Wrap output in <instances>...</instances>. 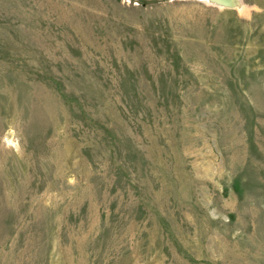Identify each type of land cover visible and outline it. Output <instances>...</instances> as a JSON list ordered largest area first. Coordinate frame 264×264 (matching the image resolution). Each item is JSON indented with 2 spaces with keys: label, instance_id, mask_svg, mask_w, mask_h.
Here are the masks:
<instances>
[{
  "label": "rangeland",
  "instance_id": "1",
  "mask_svg": "<svg viewBox=\"0 0 264 264\" xmlns=\"http://www.w3.org/2000/svg\"><path fill=\"white\" fill-rule=\"evenodd\" d=\"M241 1L0 0V264H264Z\"/></svg>",
  "mask_w": 264,
  "mask_h": 264
},
{
  "label": "bare ground",
  "instance_id": "2",
  "mask_svg": "<svg viewBox=\"0 0 264 264\" xmlns=\"http://www.w3.org/2000/svg\"><path fill=\"white\" fill-rule=\"evenodd\" d=\"M209 3H213L215 5L221 6V7H234L241 5V0H205ZM241 8V6H240Z\"/></svg>",
  "mask_w": 264,
  "mask_h": 264
}]
</instances>
